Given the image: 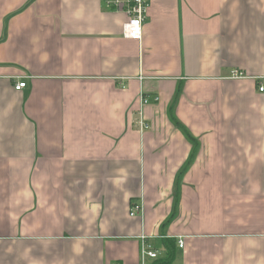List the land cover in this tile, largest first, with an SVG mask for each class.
Instances as JSON below:
<instances>
[{"label":"crops","instance_id":"obj_1","mask_svg":"<svg viewBox=\"0 0 264 264\" xmlns=\"http://www.w3.org/2000/svg\"><path fill=\"white\" fill-rule=\"evenodd\" d=\"M125 21L0 0V264H264V0Z\"/></svg>","mask_w":264,"mask_h":264},{"label":"built area","instance_id":"obj_2","mask_svg":"<svg viewBox=\"0 0 264 264\" xmlns=\"http://www.w3.org/2000/svg\"><path fill=\"white\" fill-rule=\"evenodd\" d=\"M104 7L114 13H121L126 17V21L123 25L122 34L123 37L131 39L134 41H140L143 33V23L147 17L149 0H102ZM231 78H242L244 73L233 70L230 72ZM26 86L25 81L18 82L14 85L15 90H20ZM260 91L263 90V87L259 88ZM154 101H158V96L154 97ZM143 104L149 102V99L145 96H142ZM141 128H148L146 123H143L140 120ZM141 206L135 204L132 207L130 215H134L140 212ZM141 247H140V257L141 264H145V261L148 259H154L157 256L158 251L153 248L152 243H150L146 237H141ZM182 240L179 241V246L182 247ZM110 264H116L112 262Z\"/></svg>","mask_w":264,"mask_h":264},{"label":"trees","instance_id":"obj_3","mask_svg":"<svg viewBox=\"0 0 264 264\" xmlns=\"http://www.w3.org/2000/svg\"><path fill=\"white\" fill-rule=\"evenodd\" d=\"M171 242H172L171 247L172 246L174 247V240H171ZM166 245H168V244H166L164 242V246H166ZM162 247H163V245H162ZM153 248L158 251V247L153 245ZM173 254L174 253H173V250L171 248L166 249L165 257H161V255H159V252H158L156 258L153 259V262L151 264H169L173 258Z\"/></svg>","mask_w":264,"mask_h":264}]
</instances>
